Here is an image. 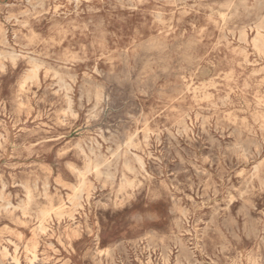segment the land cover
I'll return each instance as SVG.
<instances>
[{"label": "rangeland", "instance_id": "rangeland-1", "mask_svg": "<svg viewBox=\"0 0 264 264\" xmlns=\"http://www.w3.org/2000/svg\"><path fill=\"white\" fill-rule=\"evenodd\" d=\"M263 17L0 0V264H264Z\"/></svg>", "mask_w": 264, "mask_h": 264}, {"label": "bare ground", "instance_id": "bare-ground-1", "mask_svg": "<svg viewBox=\"0 0 264 264\" xmlns=\"http://www.w3.org/2000/svg\"><path fill=\"white\" fill-rule=\"evenodd\" d=\"M24 11V10H23ZM26 11V10H25ZM56 11V10H55ZM264 18V17H263ZM4 30V29H3ZM1 42V41H0ZM1 44V43H0ZM3 44V43H2ZM3 69V68H2ZM30 75V74H29ZM32 79V78H31ZM29 81V80H28ZM32 81V80H31ZM27 82V81H26ZM22 85H24V84H22ZM26 86V85H25ZM23 88V87H22ZM240 144V143H239ZM247 148V147H246ZM246 152V151H245ZM94 171H95V169H94ZM173 171V170H172ZM83 176V175H82ZM85 178V177H84ZM82 183V182H81ZM84 184V183H83ZM77 189V188H76ZM89 194V193H88ZM75 197V196H74ZM71 202V201H70ZM74 201H72V203H73ZM57 209V208H56ZM59 210V209H58ZM61 210V209H60ZM49 212V211H48ZM53 212V211H52ZM51 213V212H50ZM64 217V216H63ZM70 218V217H69ZM5 249V248H4ZM7 249V248H6ZM5 249V250H6ZM36 250V249H35ZM7 251V250H6ZM30 253V252H29ZM103 253H104V251H103ZM37 255V254H36ZM20 263V262H19ZM18 262H17V264H19Z\"/></svg>", "mask_w": 264, "mask_h": 264}]
</instances>
